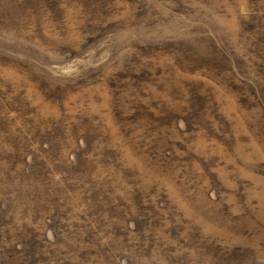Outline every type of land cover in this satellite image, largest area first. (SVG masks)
Returning a JSON list of instances; mask_svg holds the SVG:
<instances>
[{
    "label": "rangeland",
    "instance_id": "obj_1",
    "mask_svg": "<svg viewBox=\"0 0 264 264\" xmlns=\"http://www.w3.org/2000/svg\"><path fill=\"white\" fill-rule=\"evenodd\" d=\"M0 264H264V0H0Z\"/></svg>",
    "mask_w": 264,
    "mask_h": 264
}]
</instances>
